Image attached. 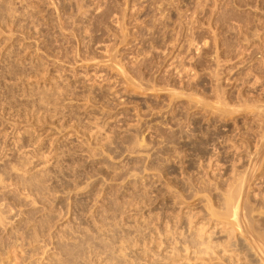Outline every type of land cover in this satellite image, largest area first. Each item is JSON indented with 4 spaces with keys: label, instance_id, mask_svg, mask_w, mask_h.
I'll use <instances>...</instances> for the list:
<instances>
[{
    "label": "rangeland",
    "instance_id": "1",
    "mask_svg": "<svg viewBox=\"0 0 264 264\" xmlns=\"http://www.w3.org/2000/svg\"><path fill=\"white\" fill-rule=\"evenodd\" d=\"M0 211V264H262L264 0H0Z\"/></svg>",
    "mask_w": 264,
    "mask_h": 264
},
{
    "label": "bare ground",
    "instance_id": "2",
    "mask_svg": "<svg viewBox=\"0 0 264 264\" xmlns=\"http://www.w3.org/2000/svg\"><path fill=\"white\" fill-rule=\"evenodd\" d=\"M200 149V148H199ZM202 150V149H201ZM220 153V152H219ZM212 158V157H211ZM218 160V159H217ZM210 162H211V160H210ZM216 162V161H215ZM213 165V164H212ZM252 172V171H251ZM256 172V171H255ZM249 173V172H248ZM244 176H246L245 175V173H244ZM254 176V175H253ZM245 179V178H244ZM246 181V180H245ZM242 182H244L243 180H242ZM242 189V188H241ZM240 192H241V190H238V192L236 193V194H233L232 193V195H230L229 196V198L227 199V202H226V205H227V209H228V212H231V215H233L235 218H237V220H238V222H239V213H238V209H240L241 207H242V205H243V201L241 200V199H239V198H241V197H239L240 196ZM239 197V198H238ZM235 204H239V207H237V208H234V210L232 209L234 206H235ZM1 212V211H0ZM6 217V216H5ZM4 216H3V214H1L0 213V222H2L3 221V219L5 218ZM242 218V217H241ZM244 218V217H243ZM250 218H252V217H250ZM251 220H253V219H251ZM240 223V222H239ZM249 224V223H248ZM252 224V223H251ZM251 245L255 248V250H256V252H258L259 254V260H261L262 261V264H264V243L263 242H261V243H258L256 240H254V241H251ZM255 252V253H256Z\"/></svg>",
    "mask_w": 264,
    "mask_h": 264
}]
</instances>
